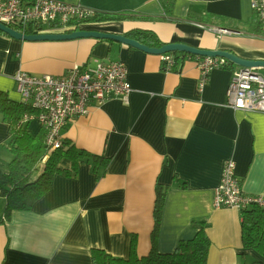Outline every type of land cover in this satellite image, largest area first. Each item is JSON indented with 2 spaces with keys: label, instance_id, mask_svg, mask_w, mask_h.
Wrapping results in <instances>:
<instances>
[{
  "label": "crops",
  "instance_id": "obj_1",
  "mask_svg": "<svg viewBox=\"0 0 264 264\" xmlns=\"http://www.w3.org/2000/svg\"><path fill=\"white\" fill-rule=\"evenodd\" d=\"M64 1L128 15L82 23L78 29L123 35L145 29L163 43L264 60V34L250 0ZM188 13L223 16L224 23L240 29L218 36L209 26L188 21ZM43 30L69 31L52 24L43 25ZM177 57L173 68L165 70L159 54L115 41L18 40L0 33V90L12 100L20 101L13 79L17 70L61 75L95 59L123 61L132 88L127 103L111 98L66 125L63 138L70 144L110 160L98 175L90 162L81 163L75 175L54 174L49 191L29 210H13L0 225V264H92L93 248L127 257L132 236L137 255H146L157 184L166 187L159 251H173L179 240L195 235L196 223L205 222L210 239L206 264H264L263 257L242 245L240 210L213 207L222 165L230 158L242 190L264 194V112L235 110L227 104L226 89L238 66L211 70L198 89L195 58L181 53ZM39 128L36 121L28 124L32 134ZM11 137L0 112L2 160L11 158ZM59 166L69 168L70 161L62 159Z\"/></svg>",
  "mask_w": 264,
  "mask_h": 264
},
{
  "label": "built area",
  "instance_id": "obj_2",
  "mask_svg": "<svg viewBox=\"0 0 264 264\" xmlns=\"http://www.w3.org/2000/svg\"><path fill=\"white\" fill-rule=\"evenodd\" d=\"M257 16L260 32L264 34V0H250ZM94 14V10L64 0H0V22L26 33H42L43 25L52 24L75 30L81 20ZM203 26V25H202ZM218 36L230 30L209 26ZM199 70L197 87L201 89L215 68L228 64L223 57L195 55ZM165 70L175 65L172 53L160 55ZM254 67H236L226 89L227 104L235 110L264 112V72ZM263 70V69H262ZM20 101L32 107L21 123L36 121L46 130L45 143L49 146L42 162L55 148L61 146L66 125L89 113L91 106H100L111 98L128 102L132 90L127 80L126 64L120 60L102 61L71 66L64 74H32L17 70L13 74ZM257 206L264 209V194L251 195L242 190L241 179L235 174L233 159L224 161L219 184L213 192V207L238 210Z\"/></svg>",
  "mask_w": 264,
  "mask_h": 264
},
{
  "label": "trees",
  "instance_id": "obj_3",
  "mask_svg": "<svg viewBox=\"0 0 264 264\" xmlns=\"http://www.w3.org/2000/svg\"><path fill=\"white\" fill-rule=\"evenodd\" d=\"M167 3L163 2V7ZM164 14L170 15L164 8ZM188 21L203 26H217L229 30L240 29L238 26L224 23L227 18L219 15H195L188 13ZM128 15L123 12H100L81 20L82 23L102 22L109 20H123ZM259 26V23H258ZM78 29V28H76ZM260 29V28H259ZM26 33H34L27 28ZM3 33V32H0ZM126 37L137 40L149 47H161V42L150 30L131 29ZM177 53L183 58H195V55L182 52H173L175 64ZM226 66L230 67L228 63ZM0 112L2 119L10 126L12 137L7 143V150L11 155L9 160L0 159V200L3 201L0 210V225L8 219L13 210H29L32 204L49 191L54 174L66 176L75 175L83 162H90L92 170L98 175L100 168H105L110 158L92 154L85 149L77 148L62 138L61 146L55 148L42 162L49 146L45 143L46 130L39 125V130L32 134L28 130V123H21L26 113L35 110L21 101L8 97L6 92L0 90ZM62 159L70 161L69 168H61ZM166 187L156 185L153 207V227L150 233V249L144 256L136 253V238L131 237L129 254L127 257L113 256L104 250L91 249L92 264H206L210 239L205 231L206 223H196V233L192 238L181 239L171 252H161L157 247V237L160 226L161 211L165 199ZM241 212V241L244 248H251L264 258V209L251 206L240 210ZM259 264V262H256Z\"/></svg>",
  "mask_w": 264,
  "mask_h": 264
},
{
  "label": "water",
  "instance_id": "obj_4",
  "mask_svg": "<svg viewBox=\"0 0 264 264\" xmlns=\"http://www.w3.org/2000/svg\"><path fill=\"white\" fill-rule=\"evenodd\" d=\"M0 32L18 40H68L82 37H92L95 39H106L118 43L126 44L133 48L152 54H164L173 52H182L186 54L210 57H223L229 64H234L238 67H254L264 68V60L262 59H245L237 56L233 52L223 49H207L189 46L181 42H169L163 44L161 47H149L137 40L126 37L123 34H115L91 29H75L68 32H42V33H22L18 30L6 26L0 22Z\"/></svg>",
  "mask_w": 264,
  "mask_h": 264
},
{
  "label": "rangeland",
  "instance_id": "obj_5",
  "mask_svg": "<svg viewBox=\"0 0 264 264\" xmlns=\"http://www.w3.org/2000/svg\"><path fill=\"white\" fill-rule=\"evenodd\" d=\"M31 122H35L34 120H31L29 123H31ZM37 123V122H36ZM0 210H2V209H0Z\"/></svg>",
  "mask_w": 264,
  "mask_h": 264
}]
</instances>
